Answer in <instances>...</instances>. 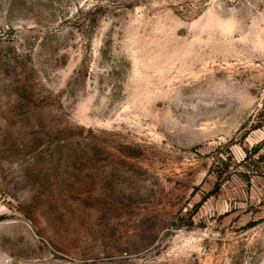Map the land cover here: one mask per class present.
I'll use <instances>...</instances> for the list:
<instances>
[{"label":"rangeland","instance_id":"rangeland-1","mask_svg":"<svg viewBox=\"0 0 264 264\" xmlns=\"http://www.w3.org/2000/svg\"><path fill=\"white\" fill-rule=\"evenodd\" d=\"M0 264H264V0H0Z\"/></svg>","mask_w":264,"mask_h":264}]
</instances>
